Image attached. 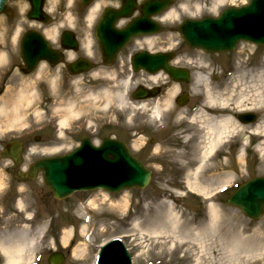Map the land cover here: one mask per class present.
<instances>
[{
	"label": "rangeland",
	"instance_id": "obj_1",
	"mask_svg": "<svg viewBox=\"0 0 264 264\" xmlns=\"http://www.w3.org/2000/svg\"><path fill=\"white\" fill-rule=\"evenodd\" d=\"M248 1L175 0L169 10L174 14L159 22L162 31L151 38L150 44H139L150 51L176 52L177 65L193 72L191 85L182 89L189 93L190 101L175 112L172 128L176 130L172 129L170 136L172 141L180 142L179 146L188 147L191 154L180 148L163 149L168 143L162 141L150 146L143 134L133 137L138 139L135 149L144 145V150L139 151L140 160L156 166L155 178L145 189L116 195L103 191L75 193L64 201H56L37 175L26 185L27 190L17 192L23 202L20 210L37 215L34 223L40 225L33 228V223L23 225L21 216L9 203V192L17 184L11 181L10 162L0 160V242H15L10 237L18 231H25L35 241L33 246H27L29 259L25 257L17 264L33 263L37 255L38 264H47L48 255L54 251L63 253L62 264H95L100 246L113 239L124 243L132 264H264L260 252L249 249L245 254L234 246L238 236L261 238L264 242V215L259 221H249L226 205L235 186L264 178V47L242 43L232 53L209 55L189 49L176 31L185 19L214 17L225 7ZM25 2L9 0L0 14V142L28 135L33 153H25L24 167L37 159L71 151L80 140L68 138L76 126L82 129L80 135L90 123L104 120L114 123L123 119V126L131 128L137 119L154 123L150 115L157 105L164 113L168 104H163L175 96L174 89L157 102L135 104L128 93L131 82L124 89L126 79L120 84L109 80L104 72L69 77L63 67L47 69L43 64L31 73L21 72L16 42L29 29L25 16L29 5ZM79 2L46 0L45 11H50L53 19L51 36L61 28L73 26L84 27L88 32L86 25L91 21L80 20ZM101 76L106 77L108 85L98 83ZM137 79L139 84L144 83L141 75ZM105 88L113 92L105 95ZM116 92L122 99L125 96L123 104L115 98ZM245 112L256 115L254 124L244 126L238 122L237 115ZM224 118L230 120L232 127L226 132L218 125ZM218 134L222 140L204 159L202 176H195L200 156ZM35 135L38 142L32 139ZM180 162L182 167L177 168L176 163ZM17 171L23 169L14 174ZM197 181L198 186L189 184ZM224 187L228 188L219 193ZM213 210L220 215L216 223H211ZM260 227L263 228L258 233ZM227 244L235 249L231 252ZM5 255L0 248V264H4Z\"/></svg>",
	"mask_w": 264,
	"mask_h": 264
},
{
	"label": "water",
	"instance_id": "obj_2",
	"mask_svg": "<svg viewBox=\"0 0 264 264\" xmlns=\"http://www.w3.org/2000/svg\"><path fill=\"white\" fill-rule=\"evenodd\" d=\"M8 0H0V13ZM91 0H84L87 4ZM30 12L27 17L30 20L45 21L41 12L43 0H28ZM171 3V0H151L141 7L142 17L131 24L126 31L114 32L105 26V18L97 29V37L101 38L102 30L106 28L108 38H114L118 43H124L131 35L157 33L160 29L154 23L146 19L150 14H157ZM126 10L118 14H111L113 18L125 16ZM235 17L232 18V17ZM112 18V19H113ZM233 19V21H232ZM108 30V31H107ZM183 40L190 48L201 49L208 53H217L233 50L239 41L249 42L255 45H264V0H250L249 5L238 9H226L217 19L204 18L197 21H185L177 29ZM110 31V32H109ZM111 35V37H110ZM120 44V45H121ZM46 44L34 32L27 33L21 43V57L27 70L31 71L37 62L45 58L42 56ZM161 56H150L146 53L136 55L132 60L135 71L140 69L154 72L157 68H164L173 80H185V75L160 65ZM73 74L84 72L86 67L83 62L70 65ZM140 91V92H139ZM145 92L136 91L135 99L144 98ZM251 118H247L250 121ZM17 147L18 151H14ZM20 150L17 144H9L4 158H11L18 164ZM113 167L105 172V165ZM120 178L118 184H113L112 171ZM41 171L45 186L57 200H63L75 191H92L98 188L116 193L122 189L138 187L143 189L149 181L150 173L129 153L123 143L105 140L100 148H91L86 141L82 146L69 155L37 161L29 167L28 179L32 180L36 173ZM19 177H26L20 176ZM227 204L239 209L246 217L258 220L264 210V179H255L239 187L229 197ZM63 255L52 254L48 264H62ZM98 264H131L129 256L119 241L111 242L101 249Z\"/></svg>",
	"mask_w": 264,
	"mask_h": 264
},
{
	"label": "flooded vegetation",
	"instance_id": "obj_3",
	"mask_svg": "<svg viewBox=\"0 0 264 264\" xmlns=\"http://www.w3.org/2000/svg\"><path fill=\"white\" fill-rule=\"evenodd\" d=\"M102 3V7H99V10L101 13H103V11L105 9H107L108 7L112 8V9H116L119 10L121 9L122 5H123V1L122 0H116V1H100ZM137 2V6H135L134 8H132V10L129 12L130 17L126 20L123 21H117L115 23V27H118L119 29H123L126 25H128L131 21H133L134 19L139 17V5L140 2L139 0L136 1ZM96 6V2L91 3L88 7H79L78 11H80L81 15H80V20H82L83 22L87 21V16L89 15V13L91 11H93L94 7ZM87 26V25H86ZM95 26V24H94ZM93 28H89V25L87 26V29H90L88 32H86L84 27H80V26H73L72 27V33H70V35H68V37H66V40L62 41L61 40V36L59 35H54V38L52 40V43L50 44L51 49L56 50L58 52H60V56H61V61H69V60H77L81 57L88 59L91 62V70L85 74L86 76H91L92 74L98 75V73L100 72H104L107 73L108 75H112V77L110 78L108 75L107 78H109V80H115L117 83H122V81L124 79H135L136 82L138 83V76H142V78L144 79V83L140 84L143 87H146L147 89H150L151 92H154L155 94H157V97L151 100H148L146 102H153L156 101V99H159L160 97H162L164 94L167 95L169 93V91L172 89L173 86V82L169 79V77L163 73L160 72L158 74L155 75H148L146 73H132L131 69H130V59L133 56L134 52H133V46L135 44V40H132L131 42H129L121 51H119L114 58L112 59H105L103 58L101 49L99 47V45L96 43L95 39H94V27ZM41 31L43 36L47 37V34H49L50 29L51 28V23L48 22L45 25H41L40 26ZM49 40V39H48ZM72 54V55H71ZM107 63H111L110 66ZM43 66L47 69H55V67H50L48 63L44 62L42 63ZM61 67L64 68V71L66 74L67 70H66V64L61 65ZM106 71V72H105ZM127 73V75H125ZM153 78H157V80L153 81ZM159 78V79H158ZM100 84H103V87L108 85L106 83V77H99L98 78ZM97 80V81H98ZM89 82V80H88ZM145 82H149L148 84H145ZM92 83V82H91ZM111 83V82H110ZM95 84V83H94ZM179 89H178V93H184V91L182 89L187 88L186 85L184 84H179ZM188 89V88H187ZM168 91V92H167ZM167 93V94H166ZM136 121V120H135ZM133 122L134 128L131 129H127V131H123L122 127L120 124H118V122H116L115 125L110 124L109 122H105L102 124H98L96 123V125L94 124V128H90L89 130V141L91 142V144L95 145V146H99L101 144V142L104 139L107 138H113L119 141H123L125 143H127L132 149L133 151L136 152V157L138 159H141L139 154L141 151L144 150V145L137 147L136 149L133 147V145H135L137 143V140H135L133 137L136 136L137 134H143L145 136H147V142L148 144H150V146H153L154 143H156L155 141L159 142H164V143H168L165 146H163V149H177L180 148L182 149L186 154H191L190 149L188 147H183V146H179V141L175 140L172 141V138L170 136H172V132H171V128H170V118L166 117L165 119H163V122L160 123V127L157 128H153V127H147L146 124L142 125L143 122L142 121H137V122ZM113 127V128H111ZM114 132L116 131V133L118 134H108L106 135L105 133L107 132ZM121 134H124L125 136H122ZM182 136H184L182 134ZM132 137V138H131ZM70 139H73V137H70ZM75 139V138H74ZM191 139H193L191 137ZM39 137H38V141H39ZM16 141V140H14ZM21 146H22V150H29L31 151V148H33L32 143L29 141V139H25V140H21L19 141ZM172 142V143H170ZM183 142V141H181ZM137 145V144H136ZM46 148V147H45ZM140 151V152H139ZM190 157H188L187 159H189ZM143 161V160H141ZM151 166H154V164H150ZM18 168L12 163H9V172H10V178L11 181H14L15 184L21 186L20 188L15 185L14 186V191L12 190V192H9V194H11L12 199L10 201V203L12 205L16 204V197H17V192L20 191H25L27 190L26 185L29 183V181H27L26 179H19L17 178L16 174H14V171L17 170ZM11 174H13L14 176H12ZM179 176H182V173L179 174ZM158 181V180H156ZM172 183V182H171Z\"/></svg>",
	"mask_w": 264,
	"mask_h": 264
},
{
	"label": "bare ground",
	"instance_id": "obj_4",
	"mask_svg": "<svg viewBox=\"0 0 264 264\" xmlns=\"http://www.w3.org/2000/svg\"><path fill=\"white\" fill-rule=\"evenodd\" d=\"M218 1H222V0H218ZM25 3H28L27 1L25 2ZM97 7H102V3L99 1L97 4H96V7H94V8H97ZM49 13H50V11H48ZM94 14H95V12H90L89 13V15H88V18H89V20H91L92 18H93V16H94ZM172 14H174V11H169V12H167L163 17H162V20H165V19H167V18H169V17H171L172 16ZM232 18H234L235 19V17L233 16ZM161 20V21H162ZM232 21H233V19H232ZM30 26H32V27H35L33 24L32 25H30ZM145 42L144 43H147V44H150V42H151V40L150 39H147V40H144ZM141 43H143V41H141ZM140 44V43H139ZM72 55V54H71ZM1 58H3V56H0V59ZM53 63L54 64H58V66H61V65H64L65 64V62L64 61H61V56H60V53H56V55H55V57H54V59H53ZM159 79V78H158ZM154 80H157V78H153V81ZM121 84V83H120ZM124 84H125V86H124V89H126V86L128 85V82L127 81H125L124 82ZM123 85V84H122ZM179 84H177V83H173V86H172V90L174 89V93L173 94H175V90H177V89H179ZM116 88H114V91H118V90H115ZM113 92V90H109L108 88H105V91H104V94L105 95H108V94H111ZM115 98L118 100V102H120L121 104H123L125 101H124V99H122L121 98V96H120V93L119 92H116L115 94ZM172 97H170V99H168L167 100V102H165V104H163L164 106L165 105H167V108L168 107H170V106H175V105H173V102H172V99H171ZM167 99V98H166ZM165 99V100H166ZM133 103H135L134 101H133ZM140 104H146V103H144V102H142V103H140ZM179 104V103H178ZM143 107H144V105H142ZM159 107L160 106H155V107H153V109H152V111H151V117H153V118H155V119H158V117H159V115L161 114V110L159 109ZM178 108H179V110L182 108V107H180V106H178ZM229 122H230V120L229 119H226V118H224V120H221L220 122H218V125H220V127H223V128H226V129H224L225 130V132L226 131H228L229 129H232V127H229L230 125H229ZM221 134H218V136L216 135V137L214 138V139H212V141H211V143H209V146H208V148L206 149V151L205 152H203V154H202V156H200V159H199V161H198V164H197V166H196V168H195V171H194V175L196 176L197 174H200V172L202 171V169H204V159L205 158H207L209 155H210V153H212L214 150H215V148L218 146V144H219V142L222 140L221 139ZM14 151H18L17 150V147L15 148L14 147V149H13ZM262 151H264V149L262 150ZM263 155H264V153H263ZM17 158H19V162H18V164H20L21 163V161H20V158H21V156H20V154L18 155V157ZM203 160V161H202ZM15 162V161H14ZM18 164H16L15 163V165H18ZM113 167V165L112 164H108V165H105V172H107L108 170H110L111 168ZM29 171H26V173H23V175L24 176H26V178H27V176H28V173ZM40 173H41V171H40ZM41 175H42V173H41ZM111 176L113 177V181H112V183L113 184H118V182H119V180H120V178L117 176V174L115 173V171L113 170L112 171V173H111ZM226 183V182H225ZM191 186H198L197 184H199L198 183V181L196 182V183H189ZM196 184V185H195ZM203 193V192H202ZM17 206L18 207H20V208H22V206H23V202L22 201H18L17 202ZM173 215V214H172ZM174 216V215H173ZM29 219L30 218V216L29 215H27V214H24V218H23V220L24 219ZM220 218V215H219V213L218 212H216L215 210H213V212H212V220H211V223H216V221L218 220ZM175 226V225H174ZM24 228V227H23ZM27 228V227H26ZM29 228V227H28ZM262 228L263 227H260L258 230H257V232L259 233H261V230H262ZM25 229V228H24ZM264 229V228H263ZM27 231V230H26ZM13 237L16 239L15 240V242H12L11 240H7L6 242H0V248H1V250L2 251H4V253L6 254L5 255V259H4V264H17V262H20L21 260H23L25 257H28V259H29V257H30V254H31V252H30V250H29V253L28 254H26L27 252H28V250H27V246L29 245V246H33L34 245V240L33 239H30V238H28V235L26 234V232L25 231H18L16 234H14V235H11V237H10V239H13ZM237 244L236 245H234V246H236V250L238 251L239 250V252L240 251H244L245 252V254L246 253H248L249 251V249L250 250H255V251H257V252H260V255L259 256H262V255H264V242H262L261 241V238H258L257 240L253 237V238H251V239H246V238H243V237H241V236H238L237 237ZM226 247L227 248H229L230 249V251L232 252L235 248L234 247H232V246H230V245H226ZM29 249V248H28ZM232 254H234V253H232ZM4 256V255H3ZM199 258H201V257H199ZM200 260V259H199ZM210 263V262H209ZM208 263V264H209Z\"/></svg>",
	"mask_w": 264,
	"mask_h": 264
}]
</instances>
